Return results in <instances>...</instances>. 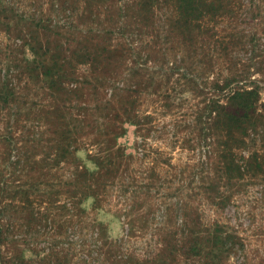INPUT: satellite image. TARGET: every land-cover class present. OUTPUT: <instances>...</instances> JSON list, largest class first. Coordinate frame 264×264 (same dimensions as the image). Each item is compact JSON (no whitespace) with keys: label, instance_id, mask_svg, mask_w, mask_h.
<instances>
[{"label":"rangeland","instance_id":"rangeland-1","mask_svg":"<svg viewBox=\"0 0 264 264\" xmlns=\"http://www.w3.org/2000/svg\"><path fill=\"white\" fill-rule=\"evenodd\" d=\"M190 2L0 0V264H264V0Z\"/></svg>","mask_w":264,"mask_h":264},{"label":"trees","instance_id":"trees-1","mask_svg":"<svg viewBox=\"0 0 264 264\" xmlns=\"http://www.w3.org/2000/svg\"><path fill=\"white\" fill-rule=\"evenodd\" d=\"M192 1V0H191ZM183 3H191L190 0H183ZM195 6H192V8L194 9ZM246 93H249V94H245L243 92H238L234 95L233 98H241L242 99V102L240 101L239 104H234V107H235V110H237V113L236 115H234L232 112H231V115H230V119L231 120H238L239 119V115H238V112L239 111H243V116L246 115V112L247 110L250 111L251 108L253 107L252 105V98L251 96L255 93L253 91H248ZM245 94V95H244ZM248 101V102H247ZM247 102V103H246ZM232 108V107H230ZM226 116H229V114H227Z\"/></svg>","mask_w":264,"mask_h":264}]
</instances>
